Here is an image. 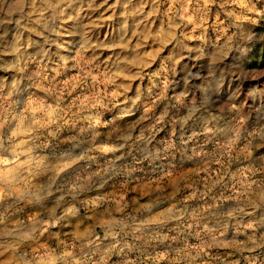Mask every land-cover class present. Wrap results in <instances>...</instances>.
<instances>
[{
	"label": "clouds",
	"instance_id": "clouds-1",
	"mask_svg": "<svg viewBox=\"0 0 264 264\" xmlns=\"http://www.w3.org/2000/svg\"><path fill=\"white\" fill-rule=\"evenodd\" d=\"M74 3L0 0V29L17 33L9 52L16 59L5 68L15 75L0 83V264H209L219 259L213 249L258 264L264 96H246L257 84L248 81L223 105L239 85L230 76L239 45L208 41L197 55L193 45L202 42L185 45L172 23L164 47L174 41L179 51L170 64L122 59L124 67L105 81L110 92L85 102L60 98L55 78L45 90L46 69L32 70L24 60L21 35L56 31L58 21L76 18L68 15ZM107 3L87 0L86 7ZM212 3L203 0L205 8ZM228 15L239 30L240 17ZM145 78L147 95L134 90ZM187 167L192 172L170 187L131 200L124 191L149 176L163 185Z\"/></svg>",
	"mask_w": 264,
	"mask_h": 264
},
{
	"label": "rangeland",
	"instance_id": "rangeland-1",
	"mask_svg": "<svg viewBox=\"0 0 264 264\" xmlns=\"http://www.w3.org/2000/svg\"><path fill=\"white\" fill-rule=\"evenodd\" d=\"M101 2L96 0V4ZM114 3L115 0H108L104 7L92 11L87 9V0H84V10L81 11L80 0H76L68 13L76 18L68 19L66 16L64 23L58 21L56 31H45L43 36L23 32L21 43L26 48L24 60L29 61L32 70L38 66L46 69L43 73L46 77L45 90L47 80L54 77L52 87L58 97L71 96L85 102L94 95L112 90L105 81L112 72L119 70L118 65L124 67L120 64L122 59L139 63L155 60L157 67L161 63L170 64L179 49L174 41L167 48L164 45L169 40V24L176 23L180 25L177 35L185 45H191L192 41L202 42L200 46L193 45L197 55L201 54L203 45L208 41L213 46L217 42L230 40L239 45L238 62L230 69L232 80L238 81L239 85L230 88L229 98L223 101L224 107L241 96L242 87L248 81H256L257 84L249 88L246 96H264V0H248V8L239 7L233 0H213L208 8L204 7L203 0H131L130 3L120 0V4L112 9ZM229 13H236L240 17L239 30L232 26ZM16 35L14 31L0 29V83L10 84L15 75L5 71V68L16 59L9 54ZM117 44H127L128 47L113 49L112 46ZM65 59L68 60L67 64H64ZM153 71L155 69H150L149 75ZM149 89L147 78L143 82L137 81L134 86V90L142 91L145 95ZM242 103H246V100ZM192 170V167L179 169L163 185L153 184L152 181L157 178L149 176L141 184H132L124 191L129 194L130 200L145 196L155 187H170L179 181L181 175L190 174ZM112 192L118 195L121 189L117 187ZM190 243L197 241L190 238ZM255 255L258 264H264V252ZM212 256L219 259L211 260L209 264H222L224 258H227L228 264H233L235 260L248 264L244 257L233 255L228 250L213 249Z\"/></svg>",
	"mask_w": 264,
	"mask_h": 264
}]
</instances>
